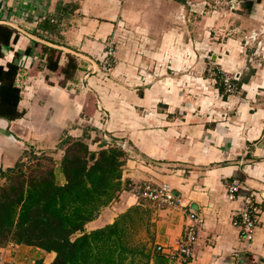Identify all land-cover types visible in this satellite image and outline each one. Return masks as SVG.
<instances>
[{
	"label": "crops",
	"instance_id": "0c3cea01",
	"mask_svg": "<svg viewBox=\"0 0 264 264\" xmlns=\"http://www.w3.org/2000/svg\"><path fill=\"white\" fill-rule=\"evenodd\" d=\"M185 2L0 0V24L14 30L1 46L0 66H17L23 112L11 121L0 117V174L33 153L45 152L58 165L69 144L60 148L63 140H80L94 151L125 146L121 187L85 224L86 232L145 210L150 243L171 248L192 211L202 225L186 264H264V70L250 69L237 52H212L221 69L238 76V90L230 95L219 83L207 85L198 50L187 45L195 33L177 20ZM109 39L115 62L104 73ZM45 46L59 52V66L75 59L71 78L47 67ZM89 94L96 103L88 115ZM232 179L241 183L234 200L226 194ZM147 181L168 182L180 203L159 208L140 198L136 190ZM248 191L262 207L251 241L231 221ZM0 250L9 264L40 258L49 264L55 255L12 243Z\"/></svg>",
	"mask_w": 264,
	"mask_h": 264
},
{
	"label": "trees",
	"instance_id": "16d2710c",
	"mask_svg": "<svg viewBox=\"0 0 264 264\" xmlns=\"http://www.w3.org/2000/svg\"><path fill=\"white\" fill-rule=\"evenodd\" d=\"M253 2L244 3L247 10ZM13 32L10 26L0 24V54L1 46L9 42ZM43 49L48 50L49 69L60 71L65 78L73 76V57L59 66V52L52 47ZM17 69L13 62L6 68L0 66V117L9 121L23 115L18 108L20 90L14 84ZM86 103L84 110L89 115L95 107L94 96L89 94ZM123 155L116 145L94 151L84 142L73 140L65 147L58 165L41 152L1 172L5 182L0 184V247L12 243L54 252L49 264H134L127 255L134 250L122 242L124 229L119 219L89 232L84 228L119 191ZM57 169L64 176L63 183L57 180ZM145 256L144 264L171 261L158 252ZM35 264H44L43 259H37Z\"/></svg>",
	"mask_w": 264,
	"mask_h": 264
},
{
	"label": "rangeland",
	"instance_id": "374dc122",
	"mask_svg": "<svg viewBox=\"0 0 264 264\" xmlns=\"http://www.w3.org/2000/svg\"><path fill=\"white\" fill-rule=\"evenodd\" d=\"M247 1L186 0L177 14V20L183 29L195 33L196 38L189 41L187 45L198 50L201 64L199 71L208 79L207 85L221 84L216 80L215 75H210L211 72L208 69L216 73L234 74L221 69L216 62V55L212 57V52L214 54H218L219 51L220 53L225 51L226 54L237 52L243 61L248 62L250 69H252L250 66L254 65L257 69L264 70V0H253L250 10L244 6ZM208 42L211 45L208 46ZM238 80L237 78L235 81L236 86ZM235 90L234 93L237 92L238 87ZM63 142L68 143L65 140ZM119 147L126 152L125 146ZM57 180L60 181L59 176ZM125 214L123 219L118 217L119 225L124 229L122 242L134 250L133 253L127 254L133 258L134 264H144L145 255L156 252V245L153 242L150 243L152 235L148 227L150 214L145 210Z\"/></svg>",
	"mask_w": 264,
	"mask_h": 264
},
{
	"label": "built area",
	"instance_id": "2783aa9c",
	"mask_svg": "<svg viewBox=\"0 0 264 264\" xmlns=\"http://www.w3.org/2000/svg\"><path fill=\"white\" fill-rule=\"evenodd\" d=\"M115 42L109 39L105 43L104 55L102 57L101 70L106 73L110 71L111 66L115 62ZM211 76L215 75L223 87L225 94L232 95L237 89L236 74L228 75L224 72H215L208 69ZM241 183L237 179H232L228 182L226 187L227 198L234 200L240 193ZM137 196L144 200H148L153 205L163 208L166 206H173L180 203L179 197L174 193L170 184L166 181L153 182L147 181L139 186L136 190ZM261 204L257 201L254 191H248L242 196L241 204L238 209L233 210L231 214V221L234 226L239 229L240 236L246 240L251 241L254 237L255 228L259 222V215L261 213ZM187 217L190 222L186 225L184 234L178 239L176 246L165 248L161 245H156V252L163 254L169 260L174 261L175 264H186L194 257L193 245L196 242V236L199 226L202 225L201 218L194 212L189 211ZM6 260L0 250V264H5ZM8 264V263H7Z\"/></svg>",
	"mask_w": 264,
	"mask_h": 264
}]
</instances>
